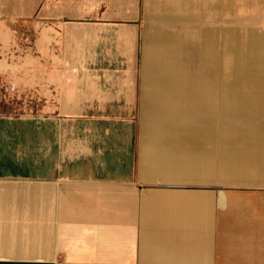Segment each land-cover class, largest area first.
Returning <instances> with one entry per match:
<instances>
[{
  "label": "crops",
  "instance_id": "0c3cea01",
  "mask_svg": "<svg viewBox=\"0 0 264 264\" xmlns=\"http://www.w3.org/2000/svg\"><path fill=\"white\" fill-rule=\"evenodd\" d=\"M138 4L0 0L2 51L41 32L35 45L42 54L12 64L11 79L56 96L44 113L0 114V264H264V198L212 204L207 194L179 187L180 179L205 183L228 179L226 172L264 176V123L210 118L208 145L197 151L194 102L181 119L172 98L178 89L148 90L151 26L137 146L134 61L125 51L135 44ZM117 45L120 54L108 50ZM4 63L0 78L9 70ZM247 94L261 93L213 89L208 108L237 109L245 97L253 112L256 99Z\"/></svg>",
  "mask_w": 264,
  "mask_h": 264
},
{
  "label": "rangeland",
  "instance_id": "374dc122",
  "mask_svg": "<svg viewBox=\"0 0 264 264\" xmlns=\"http://www.w3.org/2000/svg\"><path fill=\"white\" fill-rule=\"evenodd\" d=\"M138 2L139 13L137 18L133 20L137 29L135 44L128 48L129 52L127 50L125 53L127 56L130 55V61L131 58L133 59L132 62L134 61L131 64L129 63L132 67L131 82L135 92L133 119L136 122L137 146L141 148L143 145V133L140 123L141 62L145 46L144 35L147 27L151 26L157 29L156 31L154 30L155 32L152 35L149 33L147 57L144 64V68L147 69L149 74L148 90L149 92L151 90L157 92L155 88L178 89L174 91L175 94L172 95V98H175L174 102H178L177 106L180 110L178 114L179 118H183L187 117L188 110H192L193 102H197L193 82V74L196 67L194 57L189 51L191 41L184 40V45L182 44L179 47L176 44L179 33L183 36L192 37L194 31L196 35L199 29L203 31L201 33L205 34H208L210 30L214 35V40L218 38V44H220L221 36L225 29L235 32L241 38H247V35L251 32L264 34V0H190V3L183 6V8L178 3V0H138ZM192 2H195V4H192ZM190 10L198 14L194 16L192 12H187ZM169 12L176 14L170 16L161 14ZM94 19L96 18H86L84 21H94ZM23 33L26 34L27 32L23 31ZM39 34H41L39 31L32 32L30 33L29 41H27V37L25 36L23 41H20L21 44L14 45L5 51L0 49V61L6 60L7 63L4 64H6V67H9V70L6 71V76L0 78V114L44 113L45 106L53 103L56 99L55 95H45L40 85L35 87L20 86L11 79V75L14 73L11 68L12 64L22 66L25 63L24 57L27 54L34 55L37 60L40 57L39 55L42 54L41 48L35 45L39 43ZM108 50H112V53L115 55L121 52V48L118 45ZM209 55L214 57L211 53ZM223 58L224 72L229 75L231 71L230 67L234 61V55L230 46L225 48ZM159 60L164 61L160 62ZM38 65L42 67L43 64L37 63V69H39ZM40 71L42 72V70ZM253 73L262 80L264 79V71L257 70ZM260 93L253 96L246 95L247 97L256 99L250 104L251 107L253 105L260 109L264 105V89H261ZM153 97L160 98L166 97V95L155 93ZM258 120L264 123V113L261 112L259 114ZM198 128L201 129L202 134L196 139V147L197 151H203L204 145H208L203 138L206 127L203 124H198ZM207 128L208 134H210V128ZM228 142V144L232 143L229 140ZM230 146L228 145V147ZM220 157L219 153L213 152V163L216 161L220 163ZM215 171L216 169L213 167V173ZM226 176L230 180H219L217 179L218 177H214L212 180L203 183L196 182L191 178L188 180L180 179L179 187L181 189L193 190L196 193L207 194L211 198L212 204L215 203V200L224 198H264V182L256 181L254 178V176L262 178L264 176L257 174L232 175L229 172H226ZM243 177L249 178L243 180ZM236 178L241 179L233 181ZM214 209L212 207V215H214Z\"/></svg>",
  "mask_w": 264,
  "mask_h": 264
},
{
  "label": "bare ground",
  "instance_id": "6f19581e",
  "mask_svg": "<svg viewBox=\"0 0 264 264\" xmlns=\"http://www.w3.org/2000/svg\"><path fill=\"white\" fill-rule=\"evenodd\" d=\"M185 1L188 4V1ZM201 32L203 31L199 29L195 35L194 31L192 37L190 36L191 38L179 33L176 42L179 47L182 44L184 45V40L191 41L189 51L194 57L196 67L193 74L194 93L197 100L194 103V119L197 124L196 134H202L198 124H205L210 118L224 119L225 121L238 118L258 121L259 114L261 112L264 113V105L260 109L254 108L253 112H247V103L249 101L245 97L240 98V107L237 109L211 110L208 105L211 103L213 89L226 90L228 93L260 92L261 89H264V79L262 80L253 73L257 70L264 71V34L251 32L247 35V38H241L235 32L227 30L223 34V39L221 37L220 44H218L219 40L218 38L214 40L212 32L209 31L208 34ZM227 46L231 47L234 55L229 75L224 72L223 58ZM209 53L213 54L214 57L210 56ZM162 57L164 58V56ZM159 61L163 62L164 60ZM228 103H231V100H228Z\"/></svg>",
  "mask_w": 264,
  "mask_h": 264
}]
</instances>
